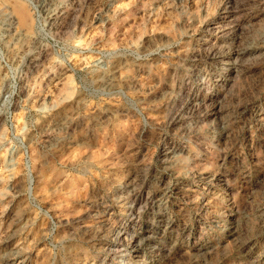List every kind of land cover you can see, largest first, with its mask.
<instances>
[{
    "label": "rangeland",
    "instance_id": "obj_1",
    "mask_svg": "<svg viewBox=\"0 0 264 264\" xmlns=\"http://www.w3.org/2000/svg\"><path fill=\"white\" fill-rule=\"evenodd\" d=\"M232 180L264 212V0H0V264H264Z\"/></svg>",
    "mask_w": 264,
    "mask_h": 264
},
{
    "label": "clouds",
    "instance_id": "obj_2",
    "mask_svg": "<svg viewBox=\"0 0 264 264\" xmlns=\"http://www.w3.org/2000/svg\"><path fill=\"white\" fill-rule=\"evenodd\" d=\"M249 193L246 188L236 183L235 180H232L231 187L226 184L223 194L225 202L221 211L223 213L222 219L230 229V236L235 234L238 229L243 231L244 227L252 221L256 222L258 230L264 229V212L256 213L248 210V203L245 202V198L249 196ZM234 196L236 197L235 200H233ZM249 203H251L250 198Z\"/></svg>",
    "mask_w": 264,
    "mask_h": 264
},
{
    "label": "bare ground",
    "instance_id": "obj_3",
    "mask_svg": "<svg viewBox=\"0 0 264 264\" xmlns=\"http://www.w3.org/2000/svg\"><path fill=\"white\" fill-rule=\"evenodd\" d=\"M25 14V13H24ZM28 24V23H27Z\"/></svg>",
    "mask_w": 264,
    "mask_h": 264
}]
</instances>
